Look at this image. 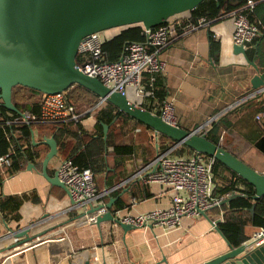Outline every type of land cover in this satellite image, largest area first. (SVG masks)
Wrapping results in <instances>:
<instances>
[{"label":"crops","instance_id":"0c3cea01","mask_svg":"<svg viewBox=\"0 0 264 264\" xmlns=\"http://www.w3.org/2000/svg\"><path fill=\"white\" fill-rule=\"evenodd\" d=\"M210 33L219 42L216 60L209 49ZM231 35L232 25L227 18L173 40L160 54L166 67L159 77L166 91L165 99L174 100L177 126L194 131L225 111L221 120L223 124L221 132L223 131L224 136L219 145L225 143V147L238 159L256 172L264 173V155L248 142V139L264 134V122L255 119L256 114L264 112V93L228 111L229 106L242 96L255 92L251 89L250 79L256 74L264 75V40L258 41L256 45L251 44L252 47H258L259 54L262 55L260 57L255 55L251 60L255 69L247 64L242 56L233 54ZM251 45L246 47L245 52L250 50ZM143 85L145 86L144 83ZM143 104L149 102L144 101ZM161 104L155 100L150 104L152 108L149 112L159 114ZM248 104H254L253 108L262 110L251 116L249 114L251 107L249 108ZM80 124L84 130L91 132L95 119L88 117L80 120ZM32 133V145L39 146L40 153L36 164L28 163L14 176L6 177L0 187V193L3 196H19L34 191L39 203L24 200L18 211L17 222L11 221L7 224L0 217V233L6 234V229L18 230L36 224L31 228L29 236L45 234L40 237L43 243L33 249L18 252L11 256L6 264H85L87 261H90V264H108L109 260L112 264H201L228 251L223 237L212 225L214 222L212 220L219 222L222 220L223 206L206 211V217L202 215L198 218H185L179 228L167 232L153 228L146 233L129 231L124 234L113 224L104 222L99 226L93 223L70 226L65 228L64 235L60 233L56 236L59 230L80 212L66 213L70 204L67 194L60 188L51 186L41 176V163L49 150L43 142L53 136L37 129H33ZM137 134L149 137L155 150L154 157L150 159L151 152L141 151L142 146L132 141L133 146L139 149L135 150V157L124 163L121 171L125 179L106 187L104 185L106 180H97L94 175L96 190L97 187L99 192L109 190L129 180L161 152L157 149L158 136H152V131L136 128L133 130V136ZM9 151L11 148L7 153ZM59 159L71 160L57 154L49 162L47 174L50 171L52 176L55 175V164ZM28 165H32L33 168L27 170ZM110 198L119 199L124 203L123 209L118 211L113 210L117 201L111 208L112 214L117 213L118 216H136L170 206V194L166 190L158 185H145L138 180L128 182L117 190L113 189L102 200L106 204ZM5 224L7 228L4 227ZM258 232L260 230L249 231L248 233L252 235L247 241L252 240ZM15 242L13 238L2 241L0 249Z\"/></svg>","mask_w":264,"mask_h":264},{"label":"water","instance_id":"95a60500","mask_svg":"<svg viewBox=\"0 0 264 264\" xmlns=\"http://www.w3.org/2000/svg\"><path fill=\"white\" fill-rule=\"evenodd\" d=\"M203 1L205 0H0V105L7 111L20 115L12 102L13 89L16 87L42 95H57L73 86H80L96 95L100 101L107 102L119 112L148 127L152 136H164L196 154L218 161L254 187V201L264 198V173L256 172L206 136L168 124L159 115L111 91L97 78L84 74L76 62L80 44L90 35L116 29L121 31L133 26L151 30L166 24L172 18L189 16ZM233 54L242 56L247 64L256 69L242 47L233 46ZM250 85L253 90L264 88V75H254L250 79ZM107 130V126L103 125L104 141ZM31 135L33 138V133ZM43 144L49 150L41 163V176L68 196L67 188L56 175L47 174L49 162L57 156V143L50 137ZM32 168V165H28L27 170ZM116 201V198H110L108 203L92 206L86 213H95L105 208L106 213L97 217L95 224L98 226L102 222L116 221L126 234L132 230L131 227L119 223L111 212ZM228 201L229 199L225 200L223 204ZM249 212L253 215L254 205ZM203 216L206 217L205 214ZM212 221L215 231L221 235L217 228L219 221ZM4 226L7 227L6 224ZM13 237L18 240L16 245L31 239L28 229L20 230ZM258 238L232 247L223 237L228 251L201 264H264V243L258 244L264 236L260 235ZM108 264H112L110 260Z\"/></svg>","mask_w":264,"mask_h":264},{"label":"built area","instance_id":"2783aa9c","mask_svg":"<svg viewBox=\"0 0 264 264\" xmlns=\"http://www.w3.org/2000/svg\"><path fill=\"white\" fill-rule=\"evenodd\" d=\"M255 4L254 0H248L240 10L232 12L231 16L228 17L232 25L231 42L233 46H239L246 50V47L251 45L260 35L258 28L251 24L248 19V15L254 9ZM188 19L189 16L176 17L154 29H143L144 41L126 43L122 55L115 62L107 61L102 51L103 43L111 38L113 34L104 32L90 35L79 46L77 56H79L81 63L78 67L84 74L97 78L111 91L125 96L129 101L142 107L146 97L151 94L146 91L143 78L147 76L150 84H153L155 79L165 70L166 64L161 59V52L173 40L212 25V21L204 18H198L195 22H190ZM261 93H264V88L242 96L229 106L228 111L236 109ZM102 103L99 100L97 106ZM174 110V100L166 98L160 105L158 115L168 124L176 125ZM223 114H225V111L208 120L194 131L198 135L206 136L214 125L221 122ZM255 119L258 122H264V112L256 114ZM80 120L81 114L75 112V107L69 103L66 94L61 93L44 95L39 105L38 116L21 113L18 117L5 121V124L28 126L36 123L63 124L73 122L76 124ZM0 121L2 120L0 119ZM223 136L224 133L221 132L220 128L218 144L221 143ZM182 147L184 146L176 143L171 145L166 150L159 152L151 162L129 180L102 192L96 190L94 175L91 170H81L71 160L59 159L55 164V175L67 188L70 199L69 207L65 212L68 214L80 212V214L75 216L68 224H65L56 236L60 233L64 235L65 228L70 226L95 224L96 218L105 214L107 210L104 208L89 214L86 213L88 209L99 204L104 205L105 203L102 200L104 196L108 195L113 189L117 190L128 182L136 180L149 186L158 185L166 190L170 194V206L136 216L112 214L113 218L119 223L131 227V231L146 233L147 230L153 228H159L163 232L171 231L179 228L185 218H198L211 208L223 206L227 197L216 198L213 196V159H207L196 153L181 155L179 152ZM12 152L11 148V151L7 154L0 156V171L2 173L10 164ZM108 223L121 229L116 221H109ZM35 225L32 224L18 230L6 229V234L1 235L0 233V242L12 238L16 241L14 247L7 246L0 249V264H6L9 258L18 252L33 249L41 244L40 237L45 233L34 235L30 241L21 245H16L18 240L13 237L14 234L23 229H28L30 233L31 228ZM95 226L97 225L95 224ZM260 235L264 236V230L256 233L254 239H259ZM262 243H264V239L260 240L258 244Z\"/></svg>","mask_w":264,"mask_h":264},{"label":"trees","instance_id":"16d2710c","mask_svg":"<svg viewBox=\"0 0 264 264\" xmlns=\"http://www.w3.org/2000/svg\"><path fill=\"white\" fill-rule=\"evenodd\" d=\"M247 1L205 0L189 13L188 21L195 22L198 18H204L212 21V24L217 23L230 17L232 12L240 10ZM254 1L256 4L248 15V19L251 24L258 28L260 35L253 41L252 45H256L260 40H264V0ZM143 41L144 34L142 27L133 26L119 31V33L114 34L106 40L103 43L102 51L107 61L115 62L122 55L123 47L126 43H140ZM252 45L250 50L246 51L247 58L250 61L255 55L256 57L262 56L259 54L258 47H252ZM209 49L216 60L219 53V42L211 33L209 35ZM76 62L78 65L81 63L79 56H77ZM143 83L145 84L146 91L151 94L145 99L149 104H142V106L147 111H150L152 108L150 104L154 103L155 100L158 104L163 102L166 97V91L160 77H157L155 82L150 84L149 78L145 76ZM65 94L69 103L75 107V112L81 114V120L88 117L95 119V125L91 132L84 130L80 122L76 124L73 122L63 124L36 123L30 126L6 125L5 121L18 117V114L9 112L0 105V119L2 120L0 121V156L5 155L9 148H12L13 151L10 156V167L3 174L0 173V187L6 177L14 176L23 170L28 163L36 164L40 153L39 146H33L31 142L33 129L52 135L57 143L58 156L71 158L73 163L81 170H91L93 175L97 177V180H106L104 182L106 187L125 179L121 171L124 163L126 160L132 159L133 156L135 157V150L139 148L134 147L132 142L120 143L118 138L124 137L123 131L128 128L132 130L136 128L147 131L151 130L124 113L119 112L107 102H103L97 106L99 98L80 86L71 87ZM43 96L33 90L16 87L13 89L12 102L20 113L38 116L39 105ZM253 106L254 104H248V107H251L249 110L251 116L257 111L262 110L261 108L256 110ZM156 114L158 115V112ZM103 125H106L108 128L105 141L103 139ZM222 126L221 122L214 125L207 133L206 138L214 144H218V134ZM117 130L123 133L116 134ZM147 142V151L152 153L153 145L149 139ZM248 142L259 153L264 155V134L261 133L248 139ZM173 144L175 143L168 138L158 135L157 149L159 151L162 152ZM219 146L234 155L225 147V143ZM153 151L155 152L154 149ZM184 153L191 155L193 152L188 148L182 147L179 154L184 155ZM204 157L211 159L208 156ZM48 174L52 176L50 171H48ZM212 175L214 179L213 196L216 198L227 197L229 199L221 208L223 218L218 223L217 228L232 247H238L251 237L252 234L248 233L249 231L264 230V198L254 201V187L216 160H213ZM97 190L99 191L98 187ZM24 200L39 203V199L36 197L34 191L28 194L23 193L19 196H3L0 193L1 219L7 224L11 221H19L18 211ZM253 205L254 213L251 215L249 209ZM123 207L124 203L118 199L114 204L113 210L118 211L123 209Z\"/></svg>","mask_w":264,"mask_h":264},{"label":"rangeland","instance_id":"374dc122","mask_svg":"<svg viewBox=\"0 0 264 264\" xmlns=\"http://www.w3.org/2000/svg\"><path fill=\"white\" fill-rule=\"evenodd\" d=\"M120 30L116 29L114 31H111V34H116L118 33ZM125 136L124 137H119L118 140L120 143H130L132 141L135 142V144H137L138 146L141 145L142 146V151H146L147 150V146H148V142L147 140L149 139V137H147L146 135H141V134H137L133 136V130L132 129H125L124 131ZM117 130L116 134L118 133H123ZM119 136V135H118ZM237 139V136H235ZM136 146V145H135ZM145 148V149H144ZM154 156V151L152 149V153H151V157L150 159Z\"/></svg>","mask_w":264,"mask_h":264}]
</instances>
